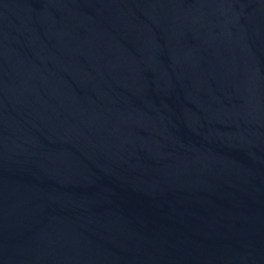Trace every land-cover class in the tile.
Here are the masks:
<instances>
[{
    "label": "water",
    "instance_id": "water-1",
    "mask_svg": "<svg viewBox=\"0 0 264 264\" xmlns=\"http://www.w3.org/2000/svg\"><path fill=\"white\" fill-rule=\"evenodd\" d=\"M0 264H264V0H0Z\"/></svg>",
    "mask_w": 264,
    "mask_h": 264
}]
</instances>
